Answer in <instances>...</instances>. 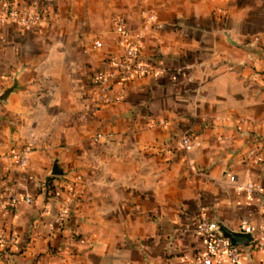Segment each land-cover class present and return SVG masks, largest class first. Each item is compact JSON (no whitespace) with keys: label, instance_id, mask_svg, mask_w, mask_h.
I'll return each instance as SVG.
<instances>
[{"label":"crops","instance_id":"0c3cea01","mask_svg":"<svg viewBox=\"0 0 264 264\" xmlns=\"http://www.w3.org/2000/svg\"><path fill=\"white\" fill-rule=\"evenodd\" d=\"M13 1L44 20L0 22V97L17 84L0 100V233L17 235L0 264H195L200 220L264 228V0ZM148 12L152 70L114 78L96 103L95 76L122 54L113 18L137 30ZM25 147L26 168L5 161ZM239 264H264V250Z\"/></svg>","mask_w":264,"mask_h":264},{"label":"built area","instance_id":"2783aa9c","mask_svg":"<svg viewBox=\"0 0 264 264\" xmlns=\"http://www.w3.org/2000/svg\"><path fill=\"white\" fill-rule=\"evenodd\" d=\"M0 3L2 4L0 22L10 21L31 28L39 26L44 20L42 12L33 9L20 11L13 0H0ZM155 21V13L148 12L146 14V22L143 23L141 28L130 30L123 16L118 15L113 18V25L119 38L122 54L120 56H112L109 68L95 76L96 103L104 104L111 101V97L108 94L109 84L114 78H119L121 81L126 82L150 73L152 66L149 62L140 59V48L145 32ZM102 46V42L96 44V47L100 48ZM101 138L102 134L97 133L93 136V141L98 142ZM195 145V135L191 132H186L181 138V148L190 151ZM31 152L32 149L30 147H25L19 152H12L7 155L5 161L8 164H12L15 160L18 161L21 167L26 168ZM230 181H235L233 175L230 176ZM40 188L43 191L47 189V180L40 182ZM245 190L248 193H259L263 188L258 183L248 182ZM8 197L12 205H16L20 201V198L15 193L9 194ZM24 202L33 204L34 198L26 196ZM65 214L66 209H63L62 215ZM236 231L250 234L252 237L251 241L243 245H234L231 239L220 232L218 222L207 219L200 220L196 225L195 233L203 240L204 248L199 253L195 264H209L212 258L220 252L227 255L231 264H239L243 257H249L256 251L264 250V228L256 226L248 219H243ZM16 243L17 235L15 233L6 231L0 233V246L15 245Z\"/></svg>","mask_w":264,"mask_h":264},{"label":"water","instance_id":"95a60500","mask_svg":"<svg viewBox=\"0 0 264 264\" xmlns=\"http://www.w3.org/2000/svg\"><path fill=\"white\" fill-rule=\"evenodd\" d=\"M17 87V84L14 83L11 87L7 88L3 94L0 97V100L4 103L7 102L10 94L15 90V88ZM52 174L56 175V176H60L63 175L64 172L61 169L60 165L58 162L54 163L53 169H52ZM220 227V232L225 236L228 237L229 239H231L232 243L234 245H243V244H247L251 241L252 237L250 234L248 233H241V232H237L234 231L228 227H226L223 224H219Z\"/></svg>","mask_w":264,"mask_h":264},{"label":"trees","instance_id":"16d2710c","mask_svg":"<svg viewBox=\"0 0 264 264\" xmlns=\"http://www.w3.org/2000/svg\"><path fill=\"white\" fill-rule=\"evenodd\" d=\"M52 190H54V186H53V184H52L51 179H48V180H47V189L44 191L45 196H46V197H49V193H50V191H52ZM42 191H43V190H42Z\"/></svg>","mask_w":264,"mask_h":264}]
</instances>
